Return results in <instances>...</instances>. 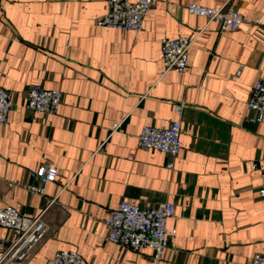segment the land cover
<instances>
[{
    "label": "crops",
    "instance_id": "obj_1",
    "mask_svg": "<svg viewBox=\"0 0 264 264\" xmlns=\"http://www.w3.org/2000/svg\"><path fill=\"white\" fill-rule=\"evenodd\" d=\"M190 1L227 0H155L138 31L97 25L108 0H0V87L13 103L0 125V207L34 216L53 200L45 237L14 264H45L62 249H78L84 264H250L264 253V177L252 168L264 159V118L251 122L247 106L264 81L254 22L264 0H231L245 20L225 31L189 13ZM198 33L190 66L165 71L162 38ZM33 83L64 92L58 114L26 106ZM177 119V156L137 145L145 125ZM41 165L58 169L45 196L26 186L40 183L30 171ZM123 198L174 203L177 235L160 260L108 239L105 219ZM14 238L0 228V260Z\"/></svg>",
    "mask_w": 264,
    "mask_h": 264
},
{
    "label": "built area",
    "instance_id": "obj_2",
    "mask_svg": "<svg viewBox=\"0 0 264 264\" xmlns=\"http://www.w3.org/2000/svg\"><path fill=\"white\" fill-rule=\"evenodd\" d=\"M155 0H108V11L97 19V25L120 30H140L148 11ZM189 13L203 16L208 22L217 21L221 31L237 29L245 20L242 13L227 0L221 6H208L198 2L186 3ZM256 24L264 28V20L256 18ZM199 33L194 36L180 35L175 38L163 37L161 51L165 71L182 72L190 66V49ZM238 71L237 74H239ZM64 99L61 89H47L41 83H33L28 94L26 106L34 112H45L51 115L59 113ZM10 93L0 87V125H6L12 109ZM184 102L176 105L177 113H181ZM247 106L251 114V122H260L264 118V81L259 79L249 95ZM119 124L114 125L117 129ZM182 121L174 120L167 127L145 125L137 140V145L146 149H155L170 156H177L183 146L181 134ZM252 168L260 171L264 177V159L253 161ZM58 169L53 165H41L30 171L31 177H37L39 184L28 183L26 186L33 194L46 195V185L55 181ZM264 195V189L260 190ZM53 203L51 200L45 209L34 216H28L12 206L0 207V228L7 227L15 233L14 240L2 249L0 264H14L24 260L33 246L42 240L48 227L44 220L46 210ZM175 214V205L171 201H160L156 205L140 207L121 199L118 206L110 211L105 223L109 228L108 239L117 245L138 251L151 248L156 260H160L171 239L177 235L175 229H169L170 219ZM85 260L78 249H62L55 252L45 264H84ZM250 264H264V253H257Z\"/></svg>",
    "mask_w": 264,
    "mask_h": 264
}]
</instances>
